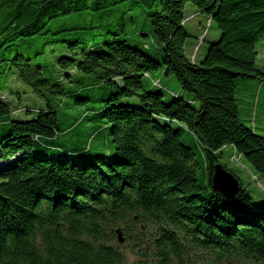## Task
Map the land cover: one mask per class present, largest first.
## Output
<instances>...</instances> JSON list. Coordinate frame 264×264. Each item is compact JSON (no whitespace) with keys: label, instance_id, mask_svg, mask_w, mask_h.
<instances>
[{"label":"trees","instance_id":"obj_1","mask_svg":"<svg viewBox=\"0 0 264 264\" xmlns=\"http://www.w3.org/2000/svg\"><path fill=\"white\" fill-rule=\"evenodd\" d=\"M187 4L221 33L200 63L184 52ZM263 40L264 0H0V77L46 103L18 122L0 101V264H264V208L241 185L232 199L211 185L225 147L264 179V138L237 103L240 82L264 86ZM57 46L59 72L45 78L32 61ZM159 71L200 110L181 96L165 103L147 78ZM76 96L113 159L63 148L78 120L62 128L58 110ZM185 135L204 150L205 186Z\"/></svg>","mask_w":264,"mask_h":264},{"label":"rangeland","instance_id":"obj_2","mask_svg":"<svg viewBox=\"0 0 264 264\" xmlns=\"http://www.w3.org/2000/svg\"><path fill=\"white\" fill-rule=\"evenodd\" d=\"M196 12H198L197 9L191 4H187L184 9L185 22L187 23V21L190 20L185 29L191 35L185 44L184 52L188 59H191V61L197 60L196 63H200V58L206 57L210 45L216 43L220 39L221 33L216 25L211 22L208 15L200 13L198 15ZM193 13L195 14L192 16ZM145 30L152 36L151 30ZM150 46L152 47V42H150ZM57 48L58 50L55 54L48 48L45 51V55L35 58L32 61L33 66L41 67L45 70V78H49L51 75L59 72L57 61L62 55H65V51H62L63 48L61 46H57ZM257 52L258 56L255 65L257 69L264 72V40L258 44ZM152 78L159 79L161 86L155 90L162 89L164 91L165 96L163 101L165 103H170L175 97L181 96V98L183 97L190 101L194 109L200 110V103L195 100L192 94L181 90L174 76H165L162 71H159L153 74ZM65 84L66 83H62V86L66 87ZM152 84L159 87L158 83ZM79 98V96L68 97L65 100L64 106L58 110L62 128H66L67 125L78 120V124L75 128L66 135L63 148L69 150H73L74 148H87L96 155L107 156L113 159L115 157V152L108 131L104 127L98 130V126H100L98 120L88 121L86 119L83 121L84 114L92 105L85 104L83 106H75V104H77L75 100ZM0 101L10 107L12 111V120L18 122L35 119L46 109V103L39 99L29 86L24 84L17 77H9L8 75H6L5 78L0 77ZM134 101H136V99ZM134 101L133 99H125L122 101V104L132 105ZM237 103L239 120L241 123L264 138V86L257 87V82L255 80L240 82L237 89ZM27 112H30V114L28 115ZM106 140H108V143ZM185 142L188 146H194L193 151L195 153V160L199 165L197 181L200 185L205 186L207 171L205 167L204 150L196 144L190 135H185ZM217 156L220 157V164L228 171L232 172L239 180L242 189L250 194L253 204L257 208H264V179L251 168L243 157L237 155L232 147L223 148ZM75 158H78V156L75 155ZM132 262L133 259H130L129 264Z\"/></svg>","mask_w":264,"mask_h":264},{"label":"water","instance_id":"obj_3","mask_svg":"<svg viewBox=\"0 0 264 264\" xmlns=\"http://www.w3.org/2000/svg\"><path fill=\"white\" fill-rule=\"evenodd\" d=\"M211 185L214 191L227 199H232L238 192L239 180L221 164H215L212 170ZM117 239L120 244L124 242L121 229H117ZM153 264V263H152Z\"/></svg>","mask_w":264,"mask_h":264},{"label":"crops","instance_id":"obj_4","mask_svg":"<svg viewBox=\"0 0 264 264\" xmlns=\"http://www.w3.org/2000/svg\"><path fill=\"white\" fill-rule=\"evenodd\" d=\"M196 13H197V12H196ZM194 14H195V13H193L192 16H193ZM198 15H199V13H198ZM196 16H197V15H196ZM187 23H188V22H187ZM187 23L185 24V27H186ZM196 31H197V30H196ZM208 34H209V32H208ZM208 34H207V35H208ZM206 38H207V36H206ZM149 79H151V81L154 80L153 82H159V83H160L159 79H154V78H152V76H150ZM134 104H135V103H134Z\"/></svg>","mask_w":264,"mask_h":264}]
</instances>
